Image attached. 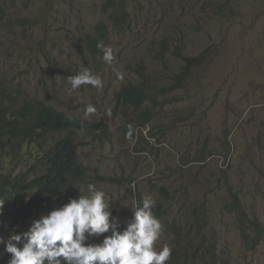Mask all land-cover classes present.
<instances>
[{"label":"rangeland","instance_id":"obj_1","mask_svg":"<svg viewBox=\"0 0 264 264\" xmlns=\"http://www.w3.org/2000/svg\"><path fill=\"white\" fill-rule=\"evenodd\" d=\"M213 1L127 0L129 24L108 35L106 63L102 49L83 52L84 37L108 23L104 0H0V82L16 103L39 100L98 126L78 132L77 158L91 176L78 191L86 194L88 184L104 191L120 227L132 217L134 195L151 197L163 226L157 251L187 227L216 241L217 264H264V0ZM162 39L165 57L157 54ZM203 52L200 70L186 74L180 55ZM85 67L102 87L71 90L67 78ZM140 84L156 95L148 120L116 99L122 87ZM89 105L96 111L86 115ZM16 160L22 171L33 157L20 151ZM16 160L9 165L18 172ZM235 199L263 230L252 252L225 207Z\"/></svg>","mask_w":264,"mask_h":264},{"label":"trees","instance_id":"obj_2","mask_svg":"<svg viewBox=\"0 0 264 264\" xmlns=\"http://www.w3.org/2000/svg\"><path fill=\"white\" fill-rule=\"evenodd\" d=\"M126 5L127 0H104L101 11L108 23L96 24L90 37H84L86 47H83V52L89 50L94 54L100 51L98 45L105 46L110 33L124 31L130 16ZM158 51V56L165 57L164 53L168 51L165 39L159 42ZM189 73L187 70L186 74ZM116 99L138 111L148 110V104L156 100V95L145 85H128L121 88ZM146 110L142 117L148 120L150 114ZM97 127L69 119L39 100L16 103L0 82V205L4 203L3 214L0 215V238L6 239L12 233H19L18 228L22 223L38 215H47L53 208L79 197V186L91 176L89 169L77 158L78 132L91 133ZM20 151L33 157V161L15 177L17 171L10 169L9 161L16 160ZM16 169H21L18 161ZM95 176L99 181L109 182V179H105L108 177ZM233 190L234 187L230 186V191ZM134 196L137 206L141 203V197ZM225 207L242 226L241 237L245 249L252 252L263 238L260 223L257 219L246 220V213L238 206L236 199ZM123 229L124 226L118 230ZM173 234L171 257L166 264H217L216 241L199 239L198 232L187 227L177 229ZM8 258L3 245H0V264H7Z\"/></svg>","mask_w":264,"mask_h":264},{"label":"clouds","instance_id":"obj_3","mask_svg":"<svg viewBox=\"0 0 264 264\" xmlns=\"http://www.w3.org/2000/svg\"><path fill=\"white\" fill-rule=\"evenodd\" d=\"M213 2H220L222 6L229 4V0ZM98 48L103 50L102 59L111 62V49L102 44ZM203 57L204 52L199 56L180 55V60L194 73L200 70ZM67 80L73 91L82 85L102 87L100 77L87 67ZM95 111L92 105L85 110L86 115ZM21 173L20 169L15 177ZM109 204L104 191L88 184L86 194L53 208L47 215L42 214L31 222L27 231L0 238V245L9 256L7 264H166L171 257L170 246L165 244L159 251L155 248L163 231L152 211L155 200L145 197L132 210V217L122 231L118 230V219L111 217ZM3 205H0V215ZM106 233L110 235L104 236L99 244L86 243L89 237Z\"/></svg>","mask_w":264,"mask_h":264},{"label":"bare ground","instance_id":"obj_4","mask_svg":"<svg viewBox=\"0 0 264 264\" xmlns=\"http://www.w3.org/2000/svg\"><path fill=\"white\" fill-rule=\"evenodd\" d=\"M2 154V153H1ZM0 154V155H1ZM10 155V154H9ZM13 156V155H12ZM2 157H3V155H2ZM10 157V156H9ZM4 160H5V158H4ZM3 162V161H2ZM5 164V163H4ZM2 165V164H1ZM10 166V165H9ZM6 167H8V165H6ZM11 169V168H10ZM8 170V169H7ZM2 171V170H1ZM9 171V170H8ZM3 172V171H2ZM10 172V171H9ZM11 175V174H10ZM7 176V175H6Z\"/></svg>","mask_w":264,"mask_h":264}]
</instances>
